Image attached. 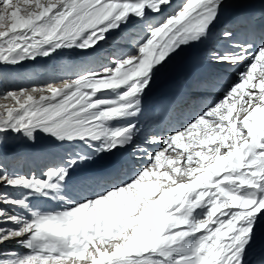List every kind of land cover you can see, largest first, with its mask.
Here are the masks:
<instances>
[{"label": "snow or ice", "instance_id": "1", "mask_svg": "<svg viewBox=\"0 0 264 264\" xmlns=\"http://www.w3.org/2000/svg\"><path fill=\"white\" fill-rule=\"evenodd\" d=\"M241 2L184 0L165 14L172 0H0V65L73 50L98 64L73 67L61 86L0 93V185L19 193L0 191V245L26 249L0 250V264H249L264 247V28L252 18L243 40L219 32L207 58L236 79L181 127L145 137L163 149L137 141L155 73ZM38 133L65 151L50 152L40 176L9 171L8 135L35 143ZM129 149L148 166L114 171L89 194L95 177L82 166Z\"/></svg>", "mask_w": 264, "mask_h": 264}, {"label": "bare ground", "instance_id": "2", "mask_svg": "<svg viewBox=\"0 0 264 264\" xmlns=\"http://www.w3.org/2000/svg\"><path fill=\"white\" fill-rule=\"evenodd\" d=\"M183 2L184 0H172L171 7L164 8V13H170ZM157 18L159 19L160 17ZM109 39L111 40V37ZM222 46L223 41H217L214 47ZM103 47L105 50L111 51V44L104 45ZM92 61L93 57L80 55L73 50L71 52L62 51L51 58H37L34 61H26L15 67L0 65V69L3 71V75L0 76V93L21 87L31 88L33 86H46L47 84L61 86L62 79L69 78L67 74L73 67L92 66L94 70H98V64L92 63ZM206 61L210 62L208 58ZM199 69L200 64L197 59L187 53L179 56L171 64H164L155 73L154 77L161 71H165L166 75L164 74L165 76L144 94L143 112L139 116V125L142 132L137 138V141L148 152L161 150L165 147L163 144L144 143L147 135H156L155 130H151V128L158 120H164L162 128L164 129L165 127V134L162 135H167L172 129L181 127L185 121L200 112L206 105L221 97L226 85L236 79L235 69L211 63V66L207 70V73L211 76V80L200 83ZM188 86L191 87L189 102L192 103L191 105L197 107L196 111L191 109L190 105L188 108L187 102L184 100L181 101L182 103H178V100H176V97L180 94L178 91L180 87ZM5 103H8V101L0 98V104ZM63 151L65 149L54 148L52 142L39 133L37 134L35 143L23 137H14L12 134H9L3 145V162L9 171H18L25 175L35 173L37 176H40L42 168L48 162V154L50 152ZM169 153H171V149ZM171 154L175 155V153ZM137 157H139V154L134 157L129 149L117 153L113 157L105 158V164L101 162H89L83 165L80 171L89 172L95 177V182L91 189H89V194L94 191L103 190L111 175L114 174V171L118 172L122 178H127L136 169L148 166L149 160L146 156L143 158ZM0 191L9 192L13 196L19 195L15 190L4 188L2 185H0ZM68 195L76 196V193L71 190V182ZM34 203L46 211H54L61 208V204L56 201L40 200L34 201ZM8 226L14 227V225ZM0 250L18 253L26 251L15 241H9L0 245ZM259 258H264V247L258 246L256 251L249 255V264H255Z\"/></svg>", "mask_w": 264, "mask_h": 264}]
</instances>
